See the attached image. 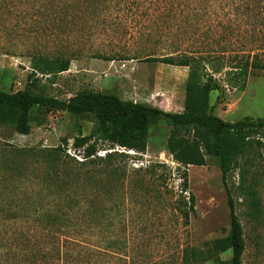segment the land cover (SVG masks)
I'll return each mask as SVG.
<instances>
[{"label":"rangeland","instance_id":"1","mask_svg":"<svg viewBox=\"0 0 264 264\" xmlns=\"http://www.w3.org/2000/svg\"><path fill=\"white\" fill-rule=\"evenodd\" d=\"M160 1L143 0L145 4L135 11H120L111 3L112 18L92 23L86 21L84 6L70 10L68 0H0V88L17 91L28 87L59 99H69L88 88L167 112H182L189 67L167 64L160 58L200 50L204 39L197 36V30L209 35L204 42L211 44L216 54L222 47L232 52L252 49L260 51L264 59V25L258 23L264 13H258V8L248 9L252 0H236L230 6L225 0H211L215 6L209 10L194 6L193 0H189L191 8L186 7L184 0L177 3L182 7L175 17L162 9L165 6L158 10ZM198 22L200 26L195 25ZM216 56L212 64L217 66L228 57ZM38 58L71 59V64L69 70L56 75L31 77ZM227 70L224 67L214 73L221 85L210 94L214 112L232 122L264 118V70L253 69L245 80H237L239 84L236 79L229 81ZM31 120L28 135L0 126V264L56 261L50 254L53 239L48 227L41 213L35 211L42 197L38 196L35 173L41 168L32 164L34 156L33 160L19 157L13 148H52L64 143L63 138L69 145L76 136L91 133L97 149L114 150L118 146L102 137L99 122L90 115L75 117L67 111L36 107ZM169 132L170 126L160 121L150 128L145 152L125 147L131 151L112 152H116V167L123 170L116 177L123 192L115 195L112 214L128 221L129 261L178 264L184 247L206 249L214 239L227 236V185L246 239L241 264H264V147L250 148L239 157V166L230 172L225 184L215 158L195 166L182 154H170ZM183 173L188 174L189 192L196 198L188 225L183 223L176 202ZM135 181L143 182V188L131 187ZM42 203L47 205L45 199ZM97 232L101 240L98 246L105 247L106 232ZM231 255V250L221 253V264H229Z\"/></svg>","mask_w":264,"mask_h":264},{"label":"trees","instance_id":"2","mask_svg":"<svg viewBox=\"0 0 264 264\" xmlns=\"http://www.w3.org/2000/svg\"><path fill=\"white\" fill-rule=\"evenodd\" d=\"M162 1V6L157 3V8L165 6L162 9L175 17L178 8L182 7L177 3L182 4L181 1L184 0ZM193 1L194 6H203L208 10L215 6V2L211 0ZM225 1L230 6L236 0ZM111 3H116L120 11H135L145 4L143 0H133L132 4L127 0H68L70 10L74 6H84L85 11H88L86 21L92 23L112 18L109 10ZM185 3L189 8L193 5L189 0ZM247 7L258 8L257 12L262 14L264 0H252L247 3ZM261 17L258 23L264 25V16ZM187 20L195 22L194 18ZM195 25L200 26L199 22ZM197 36L204 40L209 37L208 34H199V30ZM204 40L200 50L195 48L189 53L160 58L161 62L167 64L189 67L182 112H167L148 103L124 100L115 93L88 88L79 90L69 99L42 95L28 87L17 91L0 88V126L12 127L21 134H30L31 112L36 107L67 111L75 117L90 115L99 122L102 137L111 145L145 152L150 128L164 121L170 126L167 138L169 153L182 154L195 166H204L208 158H215L227 184L230 172L239 166L238 158L245 155L250 148L264 147V118H245L232 122L217 115L210 104L211 92L221 88L214 73H220L225 67L228 69L226 74L229 81L236 79V84H239L253 69L264 70V59L260 51L252 49L243 50L241 53L222 47L220 54H216L217 50H211V44ZM256 48L260 49L258 45ZM216 55L228 57H224L225 62L217 66L212 64L217 58ZM70 64L71 59L38 58L33 64L31 77L37 74L56 75L69 70ZM93 137V133L87 136L80 134L74 138L73 146L85 147L86 156H91L97 150L96 145L91 142ZM62 141L65 144L52 148H13L19 157L33 160L34 156L32 164L41 168V171L34 172L40 186L38 196H42L35 211L41 213L53 239L50 254L56 261L52 263L116 264L114 260H118L122 262L120 264H135L129 261L126 251L129 243L128 221L125 217L117 218L112 214L116 210L115 195L123 192L116 180L119 171L123 172L114 163L116 152L85 162H74L75 160L68 159L70 156L66 152L67 138ZM20 172L21 175H26L25 171ZM181 177L183 181L176 200L177 210L183 223L188 225L191 214L195 212L196 198L189 192L188 174L183 173ZM132 186L141 189L143 182L135 181L134 185L131 183ZM226 187L230 209L229 234L214 239L206 249L184 247L178 264H199L205 261L221 264L223 261L220 254L229 250L232 252L229 264H241L246 239L236 212V204L230 189L227 185ZM44 199L47 205L42 203ZM256 205L257 203L254 204ZM100 229L106 232L105 247L98 246L101 240L97 230ZM62 245H65L64 250Z\"/></svg>","mask_w":264,"mask_h":264},{"label":"built area","instance_id":"3","mask_svg":"<svg viewBox=\"0 0 264 264\" xmlns=\"http://www.w3.org/2000/svg\"><path fill=\"white\" fill-rule=\"evenodd\" d=\"M49 75H47L48 77ZM264 141V139H262ZM113 151H119V152H130L131 150H127L123 147L117 146L116 149L112 150V149H103V148H99L96 150V152L94 154H92L91 156H86L85 154V147H79L76 148L73 146V143L69 144L66 147V152L68 153V155L70 157H72L75 160H78L79 162H85L91 158H95V157H106L109 153L113 152Z\"/></svg>","mask_w":264,"mask_h":264}]
</instances>
